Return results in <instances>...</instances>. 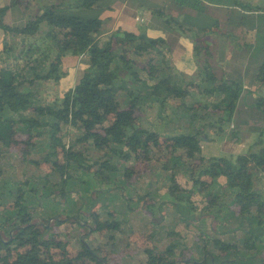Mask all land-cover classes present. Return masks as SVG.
<instances>
[{
  "label": "trees",
  "instance_id": "obj_1",
  "mask_svg": "<svg viewBox=\"0 0 264 264\" xmlns=\"http://www.w3.org/2000/svg\"><path fill=\"white\" fill-rule=\"evenodd\" d=\"M21 1L0 7V162L15 153L35 172L13 184L12 196L0 188V264H110L111 256L130 246L124 215L109 208L116 189L118 200L127 201L128 215L141 211L149 217L144 241L152 244L159 234L172 243L144 248L142 264H264V97L256 98L253 108L261 126L252 147L204 157L202 143L235 124L241 81L215 75L204 56L196 62V78L185 80L163 56L160 37L118 29L101 40L108 19L101 18L108 9L105 0L43 6L24 25H7L5 13ZM183 1L191 7L198 2ZM209 1L230 8L226 27L254 31L264 50V8L240 0ZM164 9L149 8L169 24L173 18ZM174 22L198 33L219 27L218 22L201 27ZM42 24L48 29L39 33ZM204 49L205 40L195 37L194 53L204 55ZM67 56L79 58L73 87L61 97L43 96L49 83L67 75ZM256 83L264 87V59L250 88ZM146 110H155L163 124L172 122L178 133L165 136L143 127ZM239 130L234 128L232 136ZM153 162L165 190L159 201L152 198L159 181L147 191L136 187ZM3 169L0 164V177ZM31 180H40L41 186L31 187ZM89 181L99 189L91 193L86 212L65 222L67 234H54L52 228L74 217L55 215L58 221L48 227L35 222L39 192L50 205L63 208L71 194L68 185ZM29 194L36 204H29ZM100 196L110 198L99 201ZM177 229H185L184 234ZM189 237L192 251L184 252Z\"/></svg>",
  "mask_w": 264,
  "mask_h": 264
},
{
  "label": "crops",
  "instance_id": "obj_2",
  "mask_svg": "<svg viewBox=\"0 0 264 264\" xmlns=\"http://www.w3.org/2000/svg\"><path fill=\"white\" fill-rule=\"evenodd\" d=\"M9 1L10 0H0V7H4ZM70 1L71 0H23L19 5L12 6L8 9L4 15L3 21L9 26H21L24 25L28 18L33 16L40 7L57 3H67ZM231 1L232 0H230V3ZM240 1L251 4L254 7L264 8V0ZM105 2L107 3L106 5H108V9L104 11L105 13H103L101 18L108 19L101 29V40H105L118 29L132 33L142 32L149 38L160 37L165 41V46L162 49L163 56L171 61L175 73L182 76L185 80H194L198 71L197 63L194 58L195 37H200L205 40L207 49L203 50V56L208 59L212 72L218 77H222L224 80L241 81L244 86H247L250 77H247L246 72L249 71L254 73L263 58V56L259 54V56L248 65L253 51H255V49L258 50L254 42L255 33L254 31H244L243 29L226 27L225 15L230 8L228 9L224 3L215 4V2L210 3L209 0H198L197 4L191 7L190 5H186L183 0H105ZM163 6H165V14H168L170 19L173 18V21L169 22V24L166 23L165 15L159 17L149 10L151 7L160 8ZM136 18H140L142 22H136ZM174 21L187 26L194 24L200 27L203 25H210V22H218L217 25H219V27L212 29L210 33L201 32L202 35L199 36L200 33H198V31L186 33L184 31L186 29H179ZM47 29V26L42 24L39 33H44ZM3 37V31L0 29V49ZM78 62L79 58L67 56L64 61L67 75L60 79L57 84L53 85L49 83L41 94L43 96L49 94V98L61 97L66 90L72 88L76 81L77 74L79 73V68L77 69ZM245 68L246 70L243 72ZM254 89L259 90L257 93L260 94L261 97H264V91L261 92L264 87H260V85L256 83L254 84ZM248 90L249 88L242 92L233 119L234 122L237 121L239 117L238 108L241 105L245 110V112L242 111L244 118L241 119V124L245 125L253 123V116L248 111L250 108L253 109L254 107L245 96V92ZM196 97V99H201L202 101L205 99L204 96ZM146 112L155 113V120L157 119L155 110H146ZM155 122L158 124L157 121ZM166 122L168 124H158V126L154 124L153 127L151 126L152 123H149V126L144 125L142 122L141 124L147 129L166 136L168 134L170 135L172 129H175V125L172 124V122H168V120ZM167 125H172L173 128L168 126L169 131L165 133L164 130ZM160 126H162L161 129L155 128ZM250 129L254 131L251 133V141L248 145H243V148H241L238 153H245L257 140L258 132L251 127ZM9 161V166L3 169L2 176L0 177V188H5L3 190L6 191L8 195L10 194L12 196V192L14 191L13 184L23 179L25 176L32 175L35 169L30 165L22 164L15 153L11 154ZM150 178L151 174L147 173L136 184L137 189L141 191L149 190L150 185H152L149 181ZM91 184V181H89L84 187L75 182H71L68 185L67 190L71 192L70 202L66 206V209L61 211L62 216H77L80 210L83 212L87 211L90 205L91 193L99 189L96 185ZM40 186V180H31V187ZM160 186L161 184H159L156 195L158 196L159 194L158 199L162 200L165 197V190L163 191L160 189ZM105 188L106 187H102V190ZM161 191H163V196H160L162 193ZM124 194L127 195L126 192H124ZM38 199L40 204L39 212L50 218L55 217L57 211L56 207L50 205L48 199L41 197L40 192L38 194ZM28 201L29 204H36L34 195L32 194L28 195ZM122 205L125 208L127 201L122 200ZM144 221L148 224L149 217L143 212L138 211L137 213H133L130 221L124 224L122 228L125 231L129 229L134 231V228L141 229L144 228ZM117 236L118 235H115V238L118 241L119 239ZM132 259L133 258L129 259L127 263L133 264L134 262Z\"/></svg>",
  "mask_w": 264,
  "mask_h": 264
},
{
  "label": "rangeland",
  "instance_id": "obj_3",
  "mask_svg": "<svg viewBox=\"0 0 264 264\" xmlns=\"http://www.w3.org/2000/svg\"><path fill=\"white\" fill-rule=\"evenodd\" d=\"M103 13H105V12H103ZM103 13L101 14V16H103ZM212 25H213V23L210 22L209 26H212ZM184 31L186 33H190L191 32V31H188V30H184ZM201 35H202V33L199 34V36H201ZM188 36H190V35H188ZM254 42H255L258 50L255 49V51H253V53L251 55V58H250V60L248 62V65H249L250 62L254 61L259 56V54L263 56L261 62L264 59V50L260 49V46L257 45L255 39H254ZM194 58H195V61L198 62V63H202L203 62V55L198 56V54L194 53ZM77 69H78V67H77ZM245 70H246V68L243 70V72H245ZM246 74H247L248 78L250 77V80L247 82V86H244V84L242 83L243 84V88H244L243 91H245V90H247L249 88V90H248L249 92L246 91L245 92L246 93L245 96H246L247 100L252 103V106L255 107L254 104L256 102V98H258L260 96V94L257 93V91H259V90H255L254 89V85L250 88V86L252 84V76H253L254 73L247 71ZM263 91H264V89L261 90V92H263ZM238 111H239V117H238L237 121L234 124L235 126L233 125V127L232 126L226 127V129H225V134L226 135L217 136V135L211 134L210 135L211 140L209 142H203L202 143L201 152H202V155L204 157L209 158V157H220V156H224V155H235V153H238V151L241 150V148H243V145L246 146V145H248L250 143L251 137H252L251 133L254 132V131H251L250 127L257 131L259 126H261V123L259 122L261 120V117L260 116L256 117L255 113H254L255 110L250 108L248 112H250V114H252V116H253V123L250 124V125L241 124V119L244 118L243 115H242V111L245 112V110L240 105L239 108H238ZM169 112H170V110H167L165 113L168 114ZM142 114L143 115H142V118H141V122L144 125H148L149 123H152L151 126L153 127L154 124L156 126H158V124L159 125L163 124L161 122L163 119H161L160 121L157 120V119L155 120V113H150V112L143 111ZM146 118H147V120H146ZM155 121H157L158 124ZM168 126L173 128L172 125H167L165 127V130H164L165 133H167L169 131V127ZM237 127H240V130L237 131V137H233L232 136V132L234 131V128L237 129ZM155 128L156 129L157 128L161 129L162 126L155 127ZM206 128H207L206 131L209 133L210 129L208 127H206ZM176 133H178V130L177 129H172V131L170 132V135L171 134H176ZM252 150L255 151V150H257V148L252 149ZM9 162L10 161H9V158H8L6 160H2L0 162V164L2 165V167L6 168L7 166H9ZM153 163L154 164H153L152 168L150 170L148 169V173L151 174V178L149 179V181L151 183H153V184L155 182L159 181L157 186H156V193H157V190L159 188V184H161L160 189H162L164 191V188L162 186L163 185L162 182H160L161 173L160 172L158 173V168L156 166L158 164L155 163V162H153ZM47 169L48 168L45 165H42L40 171L43 172V173H46ZM177 178L179 180L180 179L183 180V181H181V183L184 182V178L182 176H177ZM153 184H152V187H153ZM91 185H95V184L92 183ZM82 186L84 187L86 185L82 184ZM150 187H151V185H150ZM150 187H149V189H150ZM0 191H3V190H0ZM163 191H161L162 193L160 194V196H163ZM127 193H129V192H127ZM118 196H119V193L117 192V189H116V190H114L112 192V201L109 202L110 203L109 208L112 209V210H116L117 213H120L121 215H124L123 219H125V221L128 222V221H130L133 213L128 215L126 209L122 205V201L118 200V198H119ZM3 197L4 196H2V199H3ZM109 198H110L109 196L107 198H104V197L100 196L98 198V200L101 201L103 199V201L107 202ZM152 198H154V200L158 199L159 198V194H158V196L155 194L154 196H152ZM158 201H159V199H158ZM69 202H70V196H69L68 202L65 204V206H63V208H61L59 206H54L57 209L56 215H62L61 211H64L66 209V206L69 204ZM125 207H127V206H125ZM2 210L3 209L0 208V212ZM34 216H35V222H37L41 226L48 227V225L51 224V223H48V219L50 217L49 216H45L44 214L42 215L39 211L36 212L34 214ZM55 217H53V218H55ZM70 217H74V216H70ZM0 221H1V218H0ZM144 223L145 224H143V225L145 227V225H147V222L144 221ZM233 227H234V225L232 224V225H228L225 229L227 231H230ZM133 230L134 231L129 229L128 231H126L127 235L129 236V241H130L129 248L126 249V250H123V252H121L118 255L111 256L110 257V264H129L127 262L131 258H133L132 259L133 262H134L133 264H142V261H144V258H145L144 254L142 253L144 248H146V247L151 248V246H153V244L154 245H159L158 248H160L162 246L164 248L165 245L172 246V243L170 244V242H171L170 240H169V243H164V241H163L164 238L160 237L159 234L155 237V241L152 244L144 241L142 235H143V232H145V228H141V229L134 228ZM177 231H179L181 233V235H182V234H184L185 229H177ZM52 232L54 234H61V233L67 234V232H69V226L64 223L61 226L53 227L52 228ZM238 236H240V235L236 234L233 237H238ZM226 237L227 238H231V234H229L228 236L226 235ZM117 238L119 239V236H117ZM191 239L192 238L189 237L187 239V241H185L183 243V245H182L183 247H189V248H187V249L183 248L182 251L186 252V250H188V249L191 250L192 249L193 245H192V240ZM171 240L175 241V239H171ZM160 241L163 242V244H159ZM186 244H188V245H186ZM185 256L189 257L190 256V251L187 252V255H185Z\"/></svg>",
  "mask_w": 264,
  "mask_h": 264
},
{
  "label": "water",
  "instance_id": "obj_4",
  "mask_svg": "<svg viewBox=\"0 0 264 264\" xmlns=\"http://www.w3.org/2000/svg\"><path fill=\"white\" fill-rule=\"evenodd\" d=\"M69 219L76 220L77 218H76V217H74V218H66V219H63L62 222L65 223V222H66L67 220H69ZM56 221H58L57 218H49V219H48V223H52V222H56ZM203 259H204V257H203Z\"/></svg>",
  "mask_w": 264,
  "mask_h": 264
},
{
  "label": "built area",
  "instance_id": "obj_5",
  "mask_svg": "<svg viewBox=\"0 0 264 264\" xmlns=\"http://www.w3.org/2000/svg\"><path fill=\"white\" fill-rule=\"evenodd\" d=\"M135 20H136V22H140V23L142 22V20L140 18H136Z\"/></svg>",
  "mask_w": 264,
  "mask_h": 264
}]
</instances>
